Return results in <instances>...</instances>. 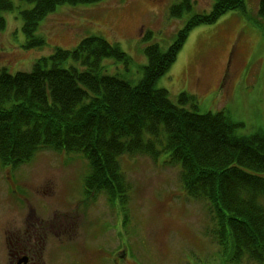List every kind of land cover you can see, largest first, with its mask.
Wrapping results in <instances>:
<instances>
[{
	"label": "rangeland",
	"instance_id": "rangeland-1",
	"mask_svg": "<svg viewBox=\"0 0 264 264\" xmlns=\"http://www.w3.org/2000/svg\"><path fill=\"white\" fill-rule=\"evenodd\" d=\"M11 1L17 9L4 14L0 70L13 75L31 72L38 59L55 49L73 50L83 39L100 36L119 44L131 58L129 68L113 60L105 64L127 72L135 85L142 79L141 67L148 64L145 48L158 44L168 50L192 15L208 13L213 6V0H192L193 10L181 19L169 15L170 7L181 0L60 6L39 25L46 46L27 50L20 12L31 6ZM260 2L246 0V14L229 12L213 25L195 28L175 64L156 84L174 102L182 93L194 95L201 114L224 112L239 125L240 136L264 132ZM163 160L145 156L121 160L128 187L124 201H110L104 193L92 199L85 193L88 163L79 154L45 150L16 169L0 164V218L31 217L32 211L43 219L75 220L66 233L68 242L53 243L65 245L71 253L63 264H229L226 247L208 234L215 227L208 205L189 198L179 168Z\"/></svg>",
	"mask_w": 264,
	"mask_h": 264
},
{
	"label": "trees",
	"instance_id": "trees-1",
	"mask_svg": "<svg viewBox=\"0 0 264 264\" xmlns=\"http://www.w3.org/2000/svg\"><path fill=\"white\" fill-rule=\"evenodd\" d=\"M24 47L43 49L42 21L60 6L94 5L102 0H22ZM246 0H213L208 13L192 15L166 51L158 44L144 53L138 84L105 61L129 68L131 58L119 44L87 37L75 49H55L38 59L31 72L0 70V164L19 168L41 151L75 153L88 163L85 193L124 201L128 187L121 166L124 157L145 156L177 167L189 198L205 202L215 227L208 232L226 247L229 264H264V132L237 133L239 125L224 112L201 114L194 95L177 102L156 87L175 64L190 33L217 23L229 12L246 14ZM17 9L0 0L4 14ZM193 10L192 0L169 9L173 19ZM264 18V0L258 10Z\"/></svg>",
	"mask_w": 264,
	"mask_h": 264
},
{
	"label": "flooded vegetation",
	"instance_id": "flooded-vegetation-1",
	"mask_svg": "<svg viewBox=\"0 0 264 264\" xmlns=\"http://www.w3.org/2000/svg\"><path fill=\"white\" fill-rule=\"evenodd\" d=\"M31 212V217L0 218V264H63L71 253L65 245L53 243L68 242L66 233L72 230L75 220L43 219Z\"/></svg>",
	"mask_w": 264,
	"mask_h": 264
}]
</instances>
